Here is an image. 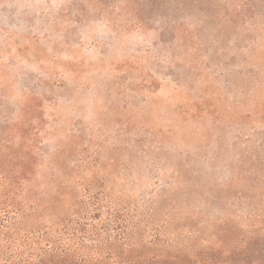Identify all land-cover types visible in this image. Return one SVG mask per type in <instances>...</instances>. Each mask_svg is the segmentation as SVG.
<instances>
[{
    "label": "rangeland",
    "instance_id": "374dc122",
    "mask_svg": "<svg viewBox=\"0 0 264 264\" xmlns=\"http://www.w3.org/2000/svg\"><path fill=\"white\" fill-rule=\"evenodd\" d=\"M0 235L264 264V0H0Z\"/></svg>",
    "mask_w": 264,
    "mask_h": 264
},
{
    "label": "trees",
    "instance_id": "16d2710c",
    "mask_svg": "<svg viewBox=\"0 0 264 264\" xmlns=\"http://www.w3.org/2000/svg\"><path fill=\"white\" fill-rule=\"evenodd\" d=\"M0 235V264H86L87 260L69 257L66 252L59 248L52 247L43 257L31 258L28 252L19 241L2 238ZM3 243V244H2ZM2 244V245H1ZM45 258L46 260H42Z\"/></svg>",
    "mask_w": 264,
    "mask_h": 264
}]
</instances>
